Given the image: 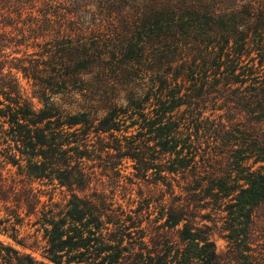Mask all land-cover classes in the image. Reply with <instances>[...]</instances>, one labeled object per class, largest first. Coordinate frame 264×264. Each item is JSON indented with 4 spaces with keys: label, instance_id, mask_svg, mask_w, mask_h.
<instances>
[{
    "label": "trees",
    "instance_id": "trees-1",
    "mask_svg": "<svg viewBox=\"0 0 264 264\" xmlns=\"http://www.w3.org/2000/svg\"><path fill=\"white\" fill-rule=\"evenodd\" d=\"M93 159L165 187L148 243L150 200L122 219ZM206 199L223 257L195 220ZM263 215L264 0H0V235L30 252L0 241V264H264Z\"/></svg>",
    "mask_w": 264,
    "mask_h": 264
},
{
    "label": "rangeland",
    "instance_id": "rangeland-1",
    "mask_svg": "<svg viewBox=\"0 0 264 264\" xmlns=\"http://www.w3.org/2000/svg\"><path fill=\"white\" fill-rule=\"evenodd\" d=\"M19 77H20L21 85L23 89H25L27 93H30L29 86L26 84L24 80L21 79L20 74H19ZM34 103L36 107L38 108L41 107V105L38 104L37 101H34ZM210 113L211 112H206L204 116L207 117L210 115ZM121 119L122 121L120 122V128L122 129V132L127 130L125 129V127L131 126L130 129H128V133L126 136L140 132L138 125H133V126L131 125L133 122H137V124H139L140 123L139 117L126 116ZM205 140L212 141V139H207V136H206V139L203 140V142ZM92 142H94V140H92ZM204 146L202 148H204ZM112 153L113 152H111L110 155H114ZM101 158H102V161L104 162L107 161V159H105V154H102ZM102 161L97 160V159L87 161V166L92 167L90 172L94 173L93 174L95 177L94 180H97L96 182H93L92 184L94 185L96 184L98 186H100L99 184H105L107 187L109 186L108 189H106L107 190L106 193L109 197L113 196V200H114L113 207H116L118 205L122 206V210L124 211V215L122 219H125L127 215L135 217L134 214L131 212H135L137 208L140 206L142 208L145 207L146 205V201H144L145 199L150 200L151 207L149 209V212H147L148 210L143 209L144 210L143 214L139 215L138 219L136 220V221H143L142 227H145L147 229V233H146V237L144 241L148 243L150 236H153L155 232L153 231V229H151V226L153 228H156L157 223L156 224L154 223L157 220V218L161 216V207H159L157 203H155V201H157L161 197V194H162L161 191H164L165 187L162 186L161 184H159L158 188H155L154 185H149L148 181L151 182L153 179L152 177H148L147 182L145 180L143 181L142 179H136L134 177L135 171L133 169V163L130 160L125 159L122 161H118L119 166H117L116 169H110L109 167H105V165L109 166L110 163H117V161L115 162V159H112L111 161L109 160L108 163L106 162L107 164ZM6 170L10 171L12 174L19 173L17 167H13L11 165H8L6 167ZM180 178L181 176H179L176 181H180ZM175 185L176 184L173 183L174 187ZM34 186L49 195L53 192V196H54L53 201L55 203L65 204V202L70 199L69 193L65 191V188L60 189L57 186V182H55L54 186H42L40 182H36ZM53 187H55V189H53ZM98 188L101 189L100 187ZM175 189H176V192H178L176 187ZM147 190H150L153 192L151 193L149 197L147 194ZM141 193L143 194L142 195L143 197L141 196V199H140L138 196ZM49 195L47 197H43L42 200L43 201L47 200ZM166 198L167 200H170V201L178 200V198L175 196H171V197L166 196ZM181 199H184V198L181 197ZM140 202L142 203L141 205H139ZM108 203H109V200H108ZM196 207H197V210L195 212H196L197 217H195V220L198 221L199 217H205V219L202 220V223L209 227L210 240L215 244L216 252L220 256L223 257L227 250V247H226L227 242L224 239V236L226 233L222 230L223 221L221 219V216H223V214L219 215L217 212L212 210L213 206L210 204L209 199L196 203ZM147 222H149V224H147ZM162 222L163 220H161L158 224H161ZM109 228L112 229L111 227ZM36 230H37V226L31 227V225L27 226L26 224H24V226L21 229V234H22L21 236L27 238L28 235H31L30 236L31 239L27 238L28 239L27 242L28 244H32L36 241L35 240L36 237L38 238V240H40L39 237L41 233H36L35 232ZM131 231H132V235H135L136 237H139L141 235L140 228L135 229V230L133 229ZM137 232H139V234H137ZM171 236H173L172 240L174 241L178 240L177 234H175V232H172ZM0 241L6 245L13 247L16 250L23 251L25 253H30L28 250H23L21 246H19L15 241L8 238L7 236L0 235ZM39 254L40 252H37V253H34L33 256L36 257L37 259H41Z\"/></svg>",
    "mask_w": 264,
    "mask_h": 264
}]
</instances>
